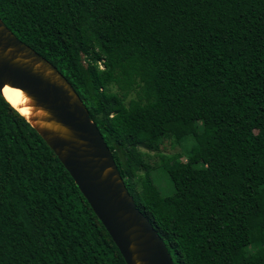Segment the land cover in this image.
Here are the masks:
<instances>
[{
	"label": "trees",
	"instance_id": "trees-1",
	"mask_svg": "<svg viewBox=\"0 0 264 264\" xmlns=\"http://www.w3.org/2000/svg\"><path fill=\"white\" fill-rule=\"evenodd\" d=\"M0 21L70 84L172 264H248L247 246L264 264V0H0ZM10 105L0 95V264H124ZM169 135L185 160L163 163L162 196L139 147Z\"/></svg>",
	"mask_w": 264,
	"mask_h": 264
},
{
	"label": "water",
	"instance_id": "water-1",
	"mask_svg": "<svg viewBox=\"0 0 264 264\" xmlns=\"http://www.w3.org/2000/svg\"><path fill=\"white\" fill-rule=\"evenodd\" d=\"M5 86L25 98L27 116L10 106L57 158L124 264H172L162 240L135 208L108 148L70 84L0 21V95Z\"/></svg>",
	"mask_w": 264,
	"mask_h": 264
},
{
	"label": "rangeland",
	"instance_id": "rangeland-1",
	"mask_svg": "<svg viewBox=\"0 0 264 264\" xmlns=\"http://www.w3.org/2000/svg\"><path fill=\"white\" fill-rule=\"evenodd\" d=\"M198 125L200 126V122H197V126ZM139 150L148 155L147 163L152 166L148 174L151 178L152 184L162 196L171 194L174 191L173 183L171 182V179H169L168 173L163 169L162 165L173 155H180V157L175 160L176 162H184L185 160L183 150L176 136L169 135L164 138L156 150L147 149L144 146H140ZM136 189H138V186ZM240 241H244V236L240 238ZM246 255L248 264H260L258 260L251 257L250 246L246 247Z\"/></svg>",
	"mask_w": 264,
	"mask_h": 264
},
{
	"label": "bare ground",
	"instance_id": "bare-ground-1",
	"mask_svg": "<svg viewBox=\"0 0 264 264\" xmlns=\"http://www.w3.org/2000/svg\"><path fill=\"white\" fill-rule=\"evenodd\" d=\"M1 96L9 101V103L17 109V111L27 116L29 114L28 107H24L25 98L21 95L19 90L12 89L9 87H3L1 90Z\"/></svg>",
	"mask_w": 264,
	"mask_h": 264
}]
</instances>
